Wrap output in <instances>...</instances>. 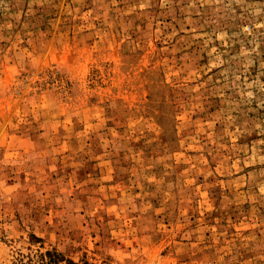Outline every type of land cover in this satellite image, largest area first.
Returning a JSON list of instances; mask_svg holds the SVG:
<instances>
[{"label":"rangeland","instance_id":"1","mask_svg":"<svg viewBox=\"0 0 264 264\" xmlns=\"http://www.w3.org/2000/svg\"><path fill=\"white\" fill-rule=\"evenodd\" d=\"M264 264V0H0V264Z\"/></svg>","mask_w":264,"mask_h":264},{"label":"trees","instance_id":"2","mask_svg":"<svg viewBox=\"0 0 264 264\" xmlns=\"http://www.w3.org/2000/svg\"><path fill=\"white\" fill-rule=\"evenodd\" d=\"M44 259L46 260L44 264H63V262H66V259L63 257V255H61L57 251H48L44 256ZM66 264H75V263L67 260Z\"/></svg>","mask_w":264,"mask_h":264}]
</instances>
